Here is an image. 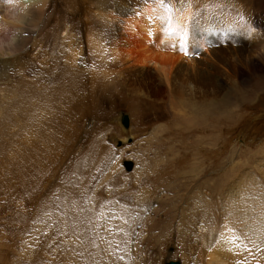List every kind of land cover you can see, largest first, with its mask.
<instances>
[{
  "label": "rangeland",
  "instance_id": "374dc122",
  "mask_svg": "<svg viewBox=\"0 0 264 264\" xmlns=\"http://www.w3.org/2000/svg\"><path fill=\"white\" fill-rule=\"evenodd\" d=\"M145 2L160 3L50 0L24 69L0 66V264H197L217 221L264 224V0L193 1L206 85L185 64L168 85L117 59L119 6Z\"/></svg>",
  "mask_w": 264,
  "mask_h": 264
},
{
  "label": "bare ground",
  "instance_id": "6f19581e",
  "mask_svg": "<svg viewBox=\"0 0 264 264\" xmlns=\"http://www.w3.org/2000/svg\"><path fill=\"white\" fill-rule=\"evenodd\" d=\"M193 1L195 0H179L171 3L169 7H164L156 2H145V4H139L140 6L137 9L134 8L132 12L130 7L119 6L118 14L125 11V18L129 14L127 19L129 25L127 28L128 35L122 26L117 29L115 43L117 59L119 58L123 63L126 62L129 67L141 75H149L152 79L156 76L164 77L168 85L172 74L176 73L182 64H185V69L194 73L201 85H206L208 79L205 81L204 75L198 77L200 73L196 71L194 60H189L188 56L194 48V40L196 39L190 23ZM49 2L50 0H0V66L2 71H7L10 67L14 69L15 66H19V70L24 69L22 66L26 59L21 51L33 40ZM121 16L123 17L122 14ZM164 17L167 19L163 20ZM159 30L161 32L158 34L157 31ZM135 32L139 35L141 45L135 44L131 38ZM151 39L154 40L151 41ZM89 41L90 46L95 48L94 50L98 53L102 52L101 41L92 38ZM181 45H183V50ZM74 52L76 51L74 50ZM67 69L76 74L75 69ZM180 73L181 71L177 72V74ZM2 75H6V73ZM69 84L67 91H59V95L65 100L62 111L74 109L77 105L79 93L77 94L73 76H69ZM41 95L43 94L41 93ZM82 96L84 97V95ZM247 221L245 223H242L241 220L239 222L231 220L227 221L228 223L222 222L224 227L218 225L217 221L213 228L208 230V233L203 232L201 240H199L201 242H198L200 245L196 244L198 248L195 252L197 253L193 254L197 264H247L249 258H252L254 254L257 259L263 261L264 224L261 223V220L252 222L249 220L250 224ZM258 242L261 244L260 246H257ZM186 257L188 259L189 256Z\"/></svg>",
  "mask_w": 264,
  "mask_h": 264
},
{
  "label": "water",
  "instance_id": "95a60500",
  "mask_svg": "<svg viewBox=\"0 0 264 264\" xmlns=\"http://www.w3.org/2000/svg\"><path fill=\"white\" fill-rule=\"evenodd\" d=\"M121 124L124 126V127H128V124H129V117L127 114H123L121 116ZM124 165H125V168L127 170L131 169V166H132V163L131 161H125L124 162ZM164 264H181L179 261H176V260H169L167 262H165Z\"/></svg>",
  "mask_w": 264,
  "mask_h": 264
},
{
  "label": "snow or ice",
  "instance_id": "6c2138e0",
  "mask_svg": "<svg viewBox=\"0 0 264 264\" xmlns=\"http://www.w3.org/2000/svg\"><path fill=\"white\" fill-rule=\"evenodd\" d=\"M159 2H160L161 4H163V3H164V0H159ZM181 49L183 50V45H181Z\"/></svg>",
  "mask_w": 264,
  "mask_h": 264
}]
</instances>
